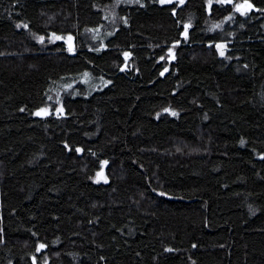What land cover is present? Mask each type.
I'll list each match as a JSON object with an SVG mask.
<instances>
[{"label": "trees", "instance_id": "1", "mask_svg": "<svg viewBox=\"0 0 264 264\" xmlns=\"http://www.w3.org/2000/svg\"><path fill=\"white\" fill-rule=\"evenodd\" d=\"M115 2L0 0V264H264V0Z\"/></svg>", "mask_w": 264, "mask_h": 264}, {"label": "rangeland", "instance_id": "2", "mask_svg": "<svg viewBox=\"0 0 264 264\" xmlns=\"http://www.w3.org/2000/svg\"><path fill=\"white\" fill-rule=\"evenodd\" d=\"M160 4H170V3H180L179 0H171V2H168V0H166L165 3H161L160 0H158ZM143 2V0H139V2H137V0H116L115 4L117 6L120 5H135V4H141ZM184 2V0H183ZM243 8H239V10H242ZM107 83V81H104V85ZM43 112H48L46 110H44ZM99 176V177H98ZM107 179L105 177H103V175H97L95 178L92 179L93 182L96 181H106Z\"/></svg>", "mask_w": 264, "mask_h": 264}, {"label": "snow or ice", "instance_id": "3", "mask_svg": "<svg viewBox=\"0 0 264 264\" xmlns=\"http://www.w3.org/2000/svg\"><path fill=\"white\" fill-rule=\"evenodd\" d=\"M137 2H139V0H137ZM160 2H161V3H165L166 0H160ZM168 2H171V0H168ZM179 2H180V3H183V0H179ZM240 7H242V6H238V10H239ZM247 7H248V8H251L252 5H251V4H248ZM18 27H19V25H18ZM187 27H188V26L186 25L185 28H187ZM58 39H59V37H58ZM221 54H223V53H221ZM22 110H23V109H22ZM43 111H44V110H41V112H43ZM40 114H41V113H37V115H40ZM173 115H175V113H173ZM78 151H79V150H78ZM40 247L43 248L44 245H40Z\"/></svg>", "mask_w": 264, "mask_h": 264}, {"label": "water", "instance_id": "4", "mask_svg": "<svg viewBox=\"0 0 264 264\" xmlns=\"http://www.w3.org/2000/svg\"><path fill=\"white\" fill-rule=\"evenodd\" d=\"M79 150V151H78ZM77 151H78V154H81V151H80V149H77Z\"/></svg>", "mask_w": 264, "mask_h": 264}]
</instances>
